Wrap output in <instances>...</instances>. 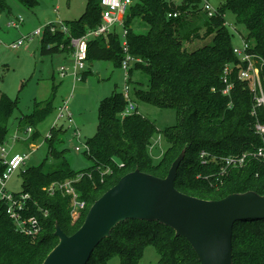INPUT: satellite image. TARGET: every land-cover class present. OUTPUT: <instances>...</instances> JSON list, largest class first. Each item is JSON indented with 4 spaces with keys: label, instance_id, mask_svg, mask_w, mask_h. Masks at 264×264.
Instances as JSON below:
<instances>
[{
    "label": "trees",
    "instance_id": "obj_1",
    "mask_svg": "<svg viewBox=\"0 0 264 264\" xmlns=\"http://www.w3.org/2000/svg\"><path fill=\"white\" fill-rule=\"evenodd\" d=\"M19 1L28 8H35L39 3L38 0ZM199 2L134 0L122 27L127 30L128 53L135 59L127 83L132 81L136 70L149 76L147 88H135V97L160 108H174L178 122L159 129L138 106L134 113L122 116L127 101L117 89L103 98L99 105L97 132L85 143L88 145L85 154L93 161L92 166L75 171L64 159L46 169L45 159L40 165L21 170V191L13 193L16 197L28 194L25 201L28 211L24 210V216H35L41 222L42 228L37 235L22 233L7 214V203L0 199V264H42L59 242L55 235L57 224L68 235L73 234L83 224L90 206L123 175L139 169L165 177L183 150L186 155L175 182L178 190L212 200L246 191L264 195V160L248 155L243 165L219 175L222 157L253 152L264 142L254 129L253 95L247 81L234 79L230 95L222 93L225 66L233 65L232 74L236 76L241 65L233 51V34L227 28L225 14L233 12L236 24L244 28V32L236 29L240 43L241 36L246 38L251 50L264 57V0H225L213 16L205 11L202 27L194 19L195 6ZM5 11H11L8 0H0V13ZM19 17L22 16L15 18ZM101 20L100 0H87L86 10L78 19L64 21L69 33L59 29L51 31L54 23L46 25L41 40L42 53L71 54L70 37L83 35ZM23 22L24 18L20 25ZM143 23L148 25L145 32L141 31L145 29ZM122 30L91 39L88 64L111 61L121 67L126 55ZM202 35L207 37L206 41L200 40ZM185 42L192 48L186 47ZM87 68L83 77L90 72ZM261 77L264 81V69ZM56 90L57 86H53L47 99L36 100L33 113L25 117L28 128H33V133L24 141L29 145L40 137L36 127L57 113ZM18 103V97L0 95V175L6 169L1 147L7 148L9 119ZM259 114L264 121L263 111L259 110ZM58 130L63 129L52 127L51 136L45 137V141L49 154L62 158L63 151H57L53 144ZM159 132L169 145L155 158L150 145ZM203 150L210 154L206 163L200 157ZM66 180L73 181L78 199L85 203L77 217L73 215V196L62 189H50L54 183ZM232 242L233 264H264V219L236 223ZM148 246L157 249L159 264H200L190 243L185 237L176 236L174 229L159 221L136 219L119 223L111 236L99 243L87 264H107L114 256L119 257L118 264H138Z\"/></svg>",
    "mask_w": 264,
    "mask_h": 264
},
{
    "label": "rangeland",
    "instance_id": "obj_2",
    "mask_svg": "<svg viewBox=\"0 0 264 264\" xmlns=\"http://www.w3.org/2000/svg\"><path fill=\"white\" fill-rule=\"evenodd\" d=\"M35 8L24 6L19 0H8L11 11L0 13V95L6 93L9 96L19 98L18 107L14 110L9 119V133L7 148L13 152H30V157L26 168L40 165L47 159L46 169L59 164L62 160H67L71 168L75 171L87 169L94 163L90 160L83 149L87 139L94 136L99 124V105L103 98L110 96L114 90L122 91L127 83L126 73L122 67H117L111 61H95L88 64L90 72L83 77L84 71L80 70L77 78L73 77V59L67 53L59 52L44 55L41 48V37L43 38L45 27L53 21L78 19L86 10L87 0H38ZM177 4H182L185 0H170ZM209 3L212 9L216 10L225 0H200L196 4L195 22L200 24L205 19V3ZM202 8V10H199ZM22 16L23 24L18 28L8 26L9 21L14 17ZM50 18L52 21H46ZM226 25L231 34L235 46H240L239 35L236 29L244 28L237 25L233 12L227 11L225 14ZM138 20V19H137ZM47 22V23H46ZM147 31V23H143ZM42 28L43 34L24 40V43L17 49L10 45L22 36L31 33L35 28ZM204 29V28H203ZM202 29V30H203ZM121 31V29H119ZM203 34V31L201 32ZM207 37L202 35L200 40L206 41ZM188 42H185V46ZM192 48V47H188ZM67 57H66V56ZM61 67L67 71L61 74ZM132 81L129 82L132 99L142 112L149 119L154 121L159 129L164 130L178 122L177 112L174 108H160L153 104L141 101L134 95L135 88H147L149 76L139 70L132 74ZM23 86V87H22ZM53 86H57L54 106H61L67 101L69 110L72 113L73 122H68L66 117L60 119L57 125H53L56 113L50 116L36 129L40 132V137L34 142L32 149L29 143L14 142L15 133L21 138L26 135L29 126L25 117L34 111L35 100L48 98ZM56 112V111H55ZM58 130L53 141L57 151H63L64 157H55L49 154V145L45 137L51 128ZM79 134V136L77 135ZM152 155L157 158L167 149L168 143L161 132L152 138ZM76 146L82 147L81 151L76 150ZM22 188L21 169L13 173L6 182V189L9 192H19ZM77 213L74 214L77 217ZM119 257H112L107 264H118ZM160 254L154 246H148L140 258L138 264H159Z\"/></svg>",
    "mask_w": 264,
    "mask_h": 264
},
{
    "label": "water",
    "instance_id": "obj_3",
    "mask_svg": "<svg viewBox=\"0 0 264 264\" xmlns=\"http://www.w3.org/2000/svg\"><path fill=\"white\" fill-rule=\"evenodd\" d=\"M183 150L165 177L139 169L123 175L89 208L83 224L73 234L59 224V242L42 264H87L99 243L128 219L159 221L183 236L200 264H233V232L236 223L264 219V195L255 191L232 193L212 200L188 195L175 186Z\"/></svg>",
    "mask_w": 264,
    "mask_h": 264
},
{
    "label": "built area",
    "instance_id": "obj_4",
    "mask_svg": "<svg viewBox=\"0 0 264 264\" xmlns=\"http://www.w3.org/2000/svg\"><path fill=\"white\" fill-rule=\"evenodd\" d=\"M134 3V0H100L101 5V23L94 28L88 29L83 35L70 37V47L72 48V53L70 54L74 63H73V76L78 79V73L80 70L84 71L88 67V46L89 41L96 37L107 36L108 34L117 30L118 27H124V17L129 9V7ZM205 11L209 16H213L216 10L212 9L209 3L204 5ZM177 16V14H174ZM23 21L22 17L18 19L9 21L8 26L18 27ZM55 26L51 27V31L57 29L63 31L64 33H69V28L65 25L64 21L53 22ZM43 34L42 28H37L33 32L24 35L18 41L12 43L10 46L12 48H18L26 39H31L34 36H40ZM127 30L123 28L122 30V45L126 51V55L122 61V68L126 73V78L128 80V72L131 66V63L135 61L134 57L128 53V42L126 39ZM241 45L234 46L233 51L239 57L241 65L236 76L232 74L233 65L227 64L224 68L222 75V81L224 83V88L222 90L223 94L230 95L231 90L235 86L234 79L247 81L251 94L253 95V107L251 114L255 118L254 129L256 133L262 136L264 140V121L260 119L259 110H262L264 113V81L261 77V72L264 69V57L255 53L251 50L250 42L241 36ZM67 69L61 67V74L64 75ZM236 77V78H235ZM213 90H215L213 88ZM123 96L127 101V105L122 112V116H127L134 113L137 110V104L130 98V86L126 83L125 87L122 90ZM264 116V115H263ZM66 117V120L70 123L73 122L72 113L69 110L67 101H64L63 104L57 107L56 118L53 125H57L58 121ZM33 133V128H27L26 138H29ZM79 136V134L77 133ZM51 136V131L47 134L46 137ZM21 137L18 133H15L13 136L14 142L18 141ZM31 148H35V144H30ZM156 147V143L150 145V150ZM84 150H88V145H83ZM77 151H81L82 147L76 146ZM1 154L4 157V164L6 169L2 175H0V199L4 200L7 203V214L14 220L18 229L25 233L26 235H37L42 228L41 222L35 217H25L24 210L28 211V206H25V201L28 199V194H21L18 197L14 195L13 192H9L6 189V182L11 178L13 173L17 170H23L28 164L30 157V152H18L12 153L10 149H7L5 146L1 147ZM248 155H252L261 160H264V142L262 145L255 148L253 152H246L242 155H230L222 157L220 161V172L219 175H225L230 168L239 167L244 164ZM210 154L208 151L203 150L201 152V159L204 163L208 161ZM72 180H66L63 183H54L51 190L53 189H62L64 192L71 194L73 196V215L83 209L85 203L78 199L77 193L75 192L74 187L72 186ZM27 208V209H26ZM25 211V212H27Z\"/></svg>",
    "mask_w": 264,
    "mask_h": 264
},
{
    "label": "crops",
    "instance_id": "obj_5",
    "mask_svg": "<svg viewBox=\"0 0 264 264\" xmlns=\"http://www.w3.org/2000/svg\"><path fill=\"white\" fill-rule=\"evenodd\" d=\"M176 4H177V3H176ZM14 18H15V17H14ZM46 21L48 22V21H52V20H51L50 18H47ZM64 21H66V20H64ZM47 22H46V23H47ZM53 22H55V21H53ZM37 28H38V27H37ZM37 28H35V29H37ZM35 29H34V30H35ZM119 29L122 30V27H118V28H117V30H119ZM34 30H33V31H34ZM33 31H32V32H33ZM40 37H41V40H42V36H40ZM41 40H40V43H41ZM239 40H240V38H239ZM14 49H17V48H14ZM40 49L42 50V43H41V48H40ZM58 53H59V52H58ZM65 56H66V55H65ZM68 56L71 58V55H70V54H69ZM66 57H67V56H66ZM73 77H74V76H73ZM77 80H78V79H77ZM45 99H47V98H45ZM45 99H41V100H45ZM36 100H37V99H36ZM36 100H35V101H36ZM25 138H26V136H25L24 138H20L18 141L21 140L22 142H24V141H25ZM18 141H16L15 143H17ZM25 143H26V142H25ZM155 148H156V147H155ZM12 152H13V151H12ZM14 153H18V152H14Z\"/></svg>",
    "mask_w": 264,
    "mask_h": 264
}]
</instances>
